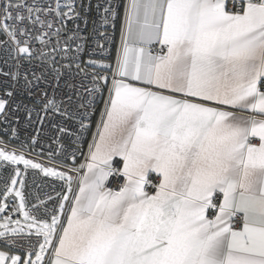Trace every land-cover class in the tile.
I'll return each instance as SVG.
<instances>
[{
  "label": "snow or ice",
  "instance_id": "1",
  "mask_svg": "<svg viewBox=\"0 0 264 264\" xmlns=\"http://www.w3.org/2000/svg\"><path fill=\"white\" fill-rule=\"evenodd\" d=\"M0 264H264V0H0Z\"/></svg>",
  "mask_w": 264,
  "mask_h": 264
}]
</instances>
